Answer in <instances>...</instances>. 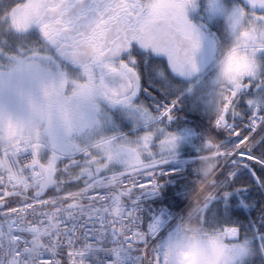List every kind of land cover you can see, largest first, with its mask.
<instances>
[{"label":"snow or ice","instance_id":"obj_1","mask_svg":"<svg viewBox=\"0 0 264 264\" xmlns=\"http://www.w3.org/2000/svg\"><path fill=\"white\" fill-rule=\"evenodd\" d=\"M146 71L211 73L194 264H264V229L206 218L238 169L264 167V0H0V264H177L180 226L158 239L139 194L175 156L179 96L144 99Z\"/></svg>","mask_w":264,"mask_h":264},{"label":"trees","instance_id":"obj_2","mask_svg":"<svg viewBox=\"0 0 264 264\" xmlns=\"http://www.w3.org/2000/svg\"><path fill=\"white\" fill-rule=\"evenodd\" d=\"M211 129V125L206 129L207 133ZM199 131V130H198ZM217 139L225 141L226 134L218 129L212 130ZM235 140L229 141L226 144H232ZM202 143L196 140L194 151L182 152L183 155L200 154ZM258 155H264V143H258L255 148ZM251 170L247 167H241L237 170L235 183H230L222 188L206 210V218L210 225H215L222 221H231L241 227L243 233H251L254 229H264V182L261 177H264V167L260 164H250ZM255 168V172L252 168ZM199 167V159L193 161L188 166L189 172L194 176L196 182L199 179L197 168ZM197 184V183H196ZM196 184L188 179L177 180L170 184L164 198L149 206V215L151 212L157 211L160 207H168L171 211L176 212L182 209L191 200L192 193L197 189ZM223 191H227V197L222 195ZM189 207L184 211L182 217L187 213ZM259 257L256 258L259 261Z\"/></svg>","mask_w":264,"mask_h":264},{"label":"clouds","instance_id":"obj_3","mask_svg":"<svg viewBox=\"0 0 264 264\" xmlns=\"http://www.w3.org/2000/svg\"><path fill=\"white\" fill-rule=\"evenodd\" d=\"M206 177H199V182H204ZM191 206L184 217L178 220L180 226V246L176 249L177 264H194L196 244L200 239L198 218L194 214L202 203V194L196 189L191 196Z\"/></svg>","mask_w":264,"mask_h":264},{"label":"flooded vegetation","instance_id":"obj_4","mask_svg":"<svg viewBox=\"0 0 264 264\" xmlns=\"http://www.w3.org/2000/svg\"><path fill=\"white\" fill-rule=\"evenodd\" d=\"M214 31L216 29H213ZM206 58V57H205ZM147 71L145 72V76H147ZM176 80V83L174 84H165L163 86H160L154 82H152V80H146V78H144V87L148 89V91H146L144 93V99H146L147 101H149L150 103H156V102H169L170 99H166L165 101H162V97L163 96H168V98L172 97L176 92L177 89L176 87L180 86L181 84H186L190 81H205L208 82L211 73L210 72H205L201 75L199 80L196 79H189V78H185V77H176L175 74H173ZM163 89V90H162ZM113 113V122L115 123V125L117 127H121V128H127L130 127L132 124L127 121L128 117L124 112H122L119 108H114L112 110Z\"/></svg>","mask_w":264,"mask_h":264},{"label":"built area","instance_id":"obj_5","mask_svg":"<svg viewBox=\"0 0 264 264\" xmlns=\"http://www.w3.org/2000/svg\"><path fill=\"white\" fill-rule=\"evenodd\" d=\"M159 195V189L157 188L155 191H143L139 194V203H140V214L142 218L144 217V208H143V202L152 197H156Z\"/></svg>","mask_w":264,"mask_h":264},{"label":"rangeland","instance_id":"obj_6","mask_svg":"<svg viewBox=\"0 0 264 264\" xmlns=\"http://www.w3.org/2000/svg\"><path fill=\"white\" fill-rule=\"evenodd\" d=\"M173 228H174V227H173ZM173 228H172V229H173ZM172 229H171L170 231H172ZM170 231H169V232H170ZM169 232H168V234H169Z\"/></svg>","mask_w":264,"mask_h":264}]
</instances>
